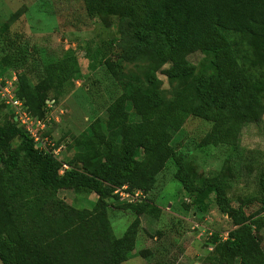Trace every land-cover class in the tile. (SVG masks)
Here are the masks:
<instances>
[{
  "label": "rangeland",
  "instance_id": "rangeland-1",
  "mask_svg": "<svg viewBox=\"0 0 264 264\" xmlns=\"http://www.w3.org/2000/svg\"><path fill=\"white\" fill-rule=\"evenodd\" d=\"M134 30L131 19L121 12L88 15L83 0H0V88L11 82L13 92L26 98L41 121L34 124L40 136L36 145L53 154L63 170V165L82 170L101 159L103 147L97 144L91 126L116 134L108 127L106 109L123 91L136 84L162 104L187 86L194 90L197 78L207 80L214 73L213 52L196 51L188 56L194 68L191 74L168 76L170 64L159 56L166 47L165 37L150 33L140 43L134 39ZM228 34L254 79L259 121L244 125L235 146H199L212 121L191 116L174 133L171 144L196 177L219 175L231 206L238 208L242 199L260 193L264 78L260 79L262 69L246 57L241 37ZM69 54L76 55L79 72L66 82L51 80L45 90L41 86L45 66ZM238 96L237 92L225 105L213 106L229 113ZM44 99L50 100V106ZM128 108L132 113L130 103ZM133 119H137L135 114ZM6 120L16 122L0 96V125ZM19 143V138L13 139L12 147L17 150ZM177 171L178 165L170 158L156 173L151 189L108 185L109 195L99 199L88 188L53 191L39 186L32 165L20 154L17 169L5 173V193L16 222L29 236L50 244L71 264H107L110 241L105 235H123L138 204L147 210L140 216L134 248L120 264H218L213 261L215 247L234 228L231 214L218 209L213 193L197 200L196 193L183 188ZM243 210L250 220L264 219L260 202ZM252 229L264 251V227Z\"/></svg>",
  "mask_w": 264,
  "mask_h": 264
},
{
  "label": "trees",
  "instance_id": "trees-1",
  "mask_svg": "<svg viewBox=\"0 0 264 264\" xmlns=\"http://www.w3.org/2000/svg\"><path fill=\"white\" fill-rule=\"evenodd\" d=\"M83 1L90 16L113 10L129 17L135 29L134 39L140 43L145 42L150 33L164 36L166 47L161 49L159 56L170 64L166 70L168 76L191 74L194 68L188 56L196 51L213 52L214 73L207 80L197 78L194 90L187 86L174 92L172 98L162 104L154 102L136 84L123 91L106 109L108 127L115 129L116 134H107L94 124L91 126L93 137L103 147L102 157L82 170H62L55 156L40 149L23 127L12 120L3 122L0 125V256L4 264H71L50 244L31 238L13 216L5 193V173L17 169L20 154L32 165L39 186L53 191L88 188L99 199L109 195L108 185L151 189L156 173L173 158L178 165L177 179L187 192L196 193L199 201L213 193L218 209L231 214L234 228L215 247L213 261L264 264V251L252 229V226L255 229L264 227V219L250 220L251 216L243 210L244 206L255 202L264 204V166L258 177L260 193L242 199L238 208H234L226 195L223 179L219 175L196 177L171 144L174 133L191 116L212 121L199 146H235L244 125L259 121L260 102L252 90L254 79L240 62L228 33L241 37L246 45V57L252 65L262 69L260 79H263L264 0ZM110 69L114 71L112 65ZM79 70L75 54L63 56L45 66L46 76L41 86L47 90L51 80L66 82ZM21 80L19 77L20 84ZM237 92L238 103L233 104L229 113L213 106L225 105ZM20 98L32 113L26 98ZM133 114L137 119H133ZM15 138L20 139L17 150L12 147ZM146 210L144 204L136 205V215L123 235H105L110 241L107 264H120L127 259L135 245L140 216ZM104 230L102 233H107L106 227Z\"/></svg>",
  "mask_w": 264,
  "mask_h": 264
},
{
  "label": "built area",
  "instance_id": "built-area-1",
  "mask_svg": "<svg viewBox=\"0 0 264 264\" xmlns=\"http://www.w3.org/2000/svg\"><path fill=\"white\" fill-rule=\"evenodd\" d=\"M11 82H7L3 87L0 88V96L6 105H9L12 109L15 121L19 126L23 127L27 133L33 138V140L38 143L40 141V136L37 132V128L34 124H40L39 121L28 109L25 100L18 97L14 92ZM46 103L50 106V100H46ZM44 124L42 125V127ZM67 169L66 165H63ZM63 170V168H62ZM61 170V172H62ZM140 191L136 192L139 195Z\"/></svg>",
  "mask_w": 264,
  "mask_h": 264
},
{
  "label": "water",
  "instance_id": "water-1",
  "mask_svg": "<svg viewBox=\"0 0 264 264\" xmlns=\"http://www.w3.org/2000/svg\"><path fill=\"white\" fill-rule=\"evenodd\" d=\"M0 264H4V262H3L2 258H1V256H0Z\"/></svg>",
  "mask_w": 264,
  "mask_h": 264
}]
</instances>
